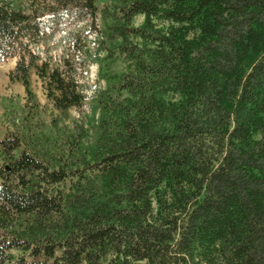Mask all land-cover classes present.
<instances>
[{"label":"trees","instance_id":"1","mask_svg":"<svg viewBox=\"0 0 264 264\" xmlns=\"http://www.w3.org/2000/svg\"><path fill=\"white\" fill-rule=\"evenodd\" d=\"M67 11L100 20L95 44L109 43L96 128L88 140L12 119L0 264H264V0H0L9 79L31 100L34 67L60 111L85 101L80 63L40 59L29 40ZM0 102L6 119L21 108Z\"/></svg>","mask_w":264,"mask_h":264},{"label":"rangeland","instance_id":"2","mask_svg":"<svg viewBox=\"0 0 264 264\" xmlns=\"http://www.w3.org/2000/svg\"><path fill=\"white\" fill-rule=\"evenodd\" d=\"M28 4L29 0H20ZM40 1V0H39ZM42 1V0H41ZM46 3L48 0H45ZM101 3H113L114 0H99ZM39 4L38 10L43 9V2ZM143 20L142 15H137L132 20V25L136 26ZM38 28L41 31L35 39L29 40V49L39 55L40 59L49 60L51 63L68 55L78 64L77 79L86 98L79 108H71L60 111L53 107L47 100L43 85L35 73V68L29 69V87L33 98L29 100L21 82L10 80L8 73L14 67L18 56L8 57L0 60V100L2 96L11 97L18 101L21 108L12 113L8 112L9 119L5 118L0 102V139L3 138L5 130L12 128V119L21 130L28 129L53 130L61 129L64 132L75 131L77 127H83L89 135L88 140L94 135L98 112L93 109L92 98L96 89H102L103 80L98 77V63L105 56L106 50L103 46L109 45L105 42L102 47L95 44L98 37L94 34L95 29H102L100 20L92 24L90 17L74 11L62 12L58 15L47 13L38 20ZM79 37L78 46H73V38ZM114 66L120 68L122 61L115 59ZM40 63V60L37 61ZM1 162V160H0Z\"/></svg>","mask_w":264,"mask_h":264}]
</instances>
